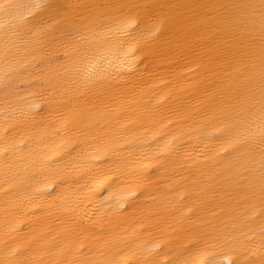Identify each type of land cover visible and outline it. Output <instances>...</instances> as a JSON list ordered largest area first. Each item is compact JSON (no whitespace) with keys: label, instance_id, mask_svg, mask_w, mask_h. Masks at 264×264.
Returning <instances> with one entry per match:
<instances>
[{"label":"bare ground","instance_id":"bare-ground-1","mask_svg":"<svg viewBox=\"0 0 264 264\" xmlns=\"http://www.w3.org/2000/svg\"><path fill=\"white\" fill-rule=\"evenodd\" d=\"M0 264H264V0H0Z\"/></svg>","mask_w":264,"mask_h":264}]
</instances>
